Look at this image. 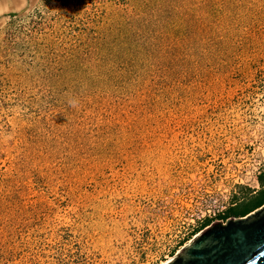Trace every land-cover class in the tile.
I'll list each match as a JSON object with an SVG mask.
<instances>
[{
  "label": "rangeland",
  "instance_id": "1",
  "mask_svg": "<svg viewBox=\"0 0 264 264\" xmlns=\"http://www.w3.org/2000/svg\"><path fill=\"white\" fill-rule=\"evenodd\" d=\"M263 167L264 0H0V264H161Z\"/></svg>",
  "mask_w": 264,
  "mask_h": 264
},
{
  "label": "water",
  "instance_id": "2",
  "mask_svg": "<svg viewBox=\"0 0 264 264\" xmlns=\"http://www.w3.org/2000/svg\"><path fill=\"white\" fill-rule=\"evenodd\" d=\"M161 264H264V203L213 221Z\"/></svg>",
  "mask_w": 264,
  "mask_h": 264
},
{
  "label": "trees",
  "instance_id": "3",
  "mask_svg": "<svg viewBox=\"0 0 264 264\" xmlns=\"http://www.w3.org/2000/svg\"><path fill=\"white\" fill-rule=\"evenodd\" d=\"M256 179L259 183V188H257L252 193H249L250 191H248L240 199L233 200L230 205L218 213L219 217L225 218L230 215H244L264 203V167L262 168L261 172L256 175ZM207 223L208 218H203L199 223V225H201L199 228L206 225Z\"/></svg>",
  "mask_w": 264,
  "mask_h": 264
},
{
  "label": "bare ground",
  "instance_id": "4",
  "mask_svg": "<svg viewBox=\"0 0 264 264\" xmlns=\"http://www.w3.org/2000/svg\"><path fill=\"white\" fill-rule=\"evenodd\" d=\"M186 244V243H185Z\"/></svg>",
  "mask_w": 264,
  "mask_h": 264
}]
</instances>
